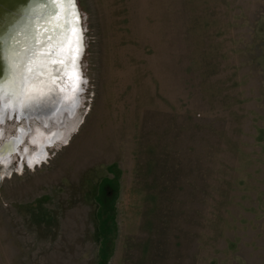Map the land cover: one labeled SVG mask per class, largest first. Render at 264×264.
I'll use <instances>...</instances> for the list:
<instances>
[{
	"label": "rangeland",
	"instance_id": "obj_1",
	"mask_svg": "<svg viewBox=\"0 0 264 264\" xmlns=\"http://www.w3.org/2000/svg\"><path fill=\"white\" fill-rule=\"evenodd\" d=\"M77 1L76 110L0 122V264H264V0Z\"/></svg>",
	"mask_w": 264,
	"mask_h": 264
},
{
	"label": "bare ground",
	"instance_id": "obj_2",
	"mask_svg": "<svg viewBox=\"0 0 264 264\" xmlns=\"http://www.w3.org/2000/svg\"><path fill=\"white\" fill-rule=\"evenodd\" d=\"M29 1L30 0H8V2H5L6 6L9 8H16L19 6L20 10L23 12V15L19 14L14 17L15 13H13L12 11H6L3 12V17H0V24L3 20H5V26L7 27V29H10L9 33H7L9 36H11V32L13 31H15L17 34L22 35L24 39L22 43L24 44H16L22 46V48H19L21 51L24 50L23 46L26 43V34L30 31V28H35L36 32L38 33L46 34L48 30L53 28L60 20L57 13L56 15L49 16L47 20H43L47 23V25H44L39 19V16L47 14V11L44 10L45 5L37 4L33 8ZM4 34L5 33L0 34V36H4ZM52 47L54 48V52L51 56V59L47 62V66L45 67V75L39 77V80H43L45 81V83L40 84L38 80H34L35 82H31L28 86L29 91H31L32 89H40L44 92L41 101L39 103H33L26 109L19 110L25 111V114L28 115L36 114V116H40L39 118L44 122V125H49L51 121L57 123L65 114L71 115L72 106L78 102V93H75L74 89L77 87V81L79 78L75 77L73 67H71L69 60H72L74 58L75 53L70 52L68 55L64 56L66 50L63 49L62 46H58L57 42L55 41L53 42ZM46 52H48L47 48H45L43 52L37 53V55H43ZM3 63H6L5 59L3 60ZM1 64L2 63L0 62V66H2ZM44 109L53 111V113L50 115L51 117H48V115H43V113L41 117L40 112H45ZM8 111H10L9 115L6 111L0 112V121L4 120L6 116L16 114L14 113V111ZM19 131V138L12 140L16 142L15 145L20 143L26 134L25 129H20ZM62 136L63 135L60 131H55L48 134L43 130H36L32 135V141L36 143L37 150L33 153V155H29L27 157V162L31 166L40 162L46 155V147L61 139ZM13 146L10 147L9 145H3V147L0 148V155L5 154L4 156H2L3 158L6 156V154L10 155V153L15 151L16 149V146Z\"/></svg>",
	"mask_w": 264,
	"mask_h": 264
},
{
	"label": "snow or ice",
	"instance_id": "obj_3",
	"mask_svg": "<svg viewBox=\"0 0 264 264\" xmlns=\"http://www.w3.org/2000/svg\"><path fill=\"white\" fill-rule=\"evenodd\" d=\"M30 3L33 8L37 4H44L47 7V14L40 15V20H47L49 16L56 15L58 8L63 10L59 13L61 19L46 34L38 33L35 28H30L26 34L23 51L6 46L5 38L0 36V57L9 63L8 74L0 79V112L8 110L15 112L26 109L33 103H39L44 92L40 89L29 91L28 86L34 80H38L40 84L45 83V81L39 80V77L45 75V67L54 52L53 42L62 46L64 40L67 39L69 28L72 27L77 30L78 44L82 39L76 0H30ZM45 48L48 49V52L37 55ZM77 55H79V49H77ZM80 83L81 81L78 79L77 87L74 89L75 93L79 92Z\"/></svg>",
	"mask_w": 264,
	"mask_h": 264
},
{
	"label": "water",
	"instance_id": "obj_4",
	"mask_svg": "<svg viewBox=\"0 0 264 264\" xmlns=\"http://www.w3.org/2000/svg\"><path fill=\"white\" fill-rule=\"evenodd\" d=\"M5 2H8V0H0V17H3L2 14H3V12H6V11H12L13 13H15L16 15L14 14V17L19 15V14L23 15L22 14L23 12L20 10L19 6L16 7V8H9V7L6 6ZM76 8H77V10L79 12V16H80L79 23H80V27L82 29V33H81L82 39L80 40V42L78 44L77 36H76L77 30L74 27L69 28L68 34H67V39L64 40L62 47H63V49L66 50L64 56L68 55L70 52L71 53L72 52L75 53L74 54V58L72 60L71 59H69V60H70L71 67H73V70H74V73H75V77L79 78V80L81 81L80 86H79L80 90L78 92V94H79L81 92V84L85 81V78L83 77L82 66H81V60H82L83 55L85 53V43H84V29H83V26H82V16H81V12H80L77 0H76ZM44 10L47 11V7L46 6L44 7ZM62 11H63L62 9L58 8L57 9L58 15ZM59 19H61L60 15H59ZM41 22L44 25L45 24L47 25V23L44 22L43 20H41ZM5 25H6L5 24V20H3L1 22V24H0V27H1L0 28V34L5 33L4 36L2 35L5 38V45L6 46L7 45L8 46H12V47L18 48V49L20 47L22 48V46L16 45V44H21L23 42L24 39H23L22 35L21 34H17L15 31H13V32H11V36H9L7 33H9L10 29H7V27ZM22 44H24V43H22ZM77 49H79V55H77ZM71 58H72V56H71ZM3 60H4L3 57H0V62L2 63L1 64L2 66H0V79H3L8 74V70H9V68H8L9 67L8 66L9 63L7 61H6V63H3ZM7 63H8V65H7ZM32 90H34V89H32ZM78 103H79V97H78V102L73 105L74 107L72 106V114L74 113V110H76V107L78 106ZM6 112L9 115L10 111H6ZM14 113H16L17 120L25 119L27 122H29L30 119L34 118V119L40 120L44 124V122L39 118L40 116H36V114L28 115V114H25V111H19V110L15 111ZM31 113H33V112H31ZM35 113H37V112H35ZM42 113H43V115H48V117H51L50 115L53 113V111L49 110V109H46L45 112H43V111L40 112L41 117H42ZM63 117L61 118L60 121H62ZM60 121H58L57 123H59ZM0 122H2V121H0Z\"/></svg>",
	"mask_w": 264,
	"mask_h": 264
},
{
	"label": "trees",
	"instance_id": "obj_5",
	"mask_svg": "<svg viewBox=\"0 0 264 264\" xmlns=\"http://www.w3.org/2000/svg\"><path fill=\"white\" fill-rule=\"evenodd\" d=\"M112 181L111 180H109V179H105V181H104V183L103 184H105L106 186L107 185H109L110 183H111ZM102 188H104V186L102 187ZM100 202L102 203V206H103V204H104V201L101 199L100 200ZM113 201L111 200V202H110V211H112L113 210ZM106 219L104 220V219H102V223H101V226H100V231L101 232H103V234H105L106 233V231H107V224H106ZM105 244V239L103 240V245ZM105 246L104 247H102V251L103 252H105Z\"/></svg>",
	"mask_w": 264,
	"mask_h": 264
}]
</instances>
